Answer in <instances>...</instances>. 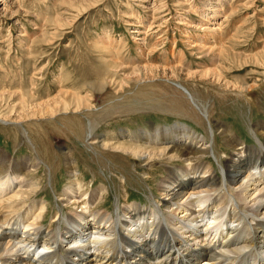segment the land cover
I'll list each match as a JSON object with an SVG mask.
<instances>
[{
	"label": "rangeland",
	"instance_id": "rangeland-1",
	"mask_svg": "<svg viewBox=\"0 0 264 264\" xmlns=\"http://www.w3.org/2000/svg\"><path fill=\"white\" fill-rule=\"evenodd\" d=\"M6 1L7 7L0 0V155L31 165L35 156L42 159L25 175L39 185L38 199L48 201L45 228L55 225L59 204L69 213L58 199L75 174L83 191L105 187L96 209L115 217L127 205L150 208L160 200L166 165L186 161L148 162L114 147L140 145L133 135L141 130L188 124L209 138L211 123L215 156L202 161L221 178L219 162L229 150L226 127L219 126L258 144L252 129L264 122V0H222L220 16L211 21L205 19L209 0ZM210 30L216 38H206ZM144 64L158 68L148 74ZM136 65L146 74L134 71ZM206 66H215L228 86L187 76V68ZM179 84L206 105L207 116ZM65 93L88 94L93 106L52 118L21 113L20 96L31 107ZM160 232V242L171 244L173 236ZM110 237L113 242L117 232Z\"/></svg>",
	"mask_w": 264,
	"mask_h": 264
},
{
	"label": "bare ground",
	"instance_id": "bare-ground-1",
	"mask_svg": "<svg viewBox=\"0 0 264 264\" xmlns=\"http://www.w3.org/2000/svg\"><path fill=\"white\" fill-rule=\"evenodd\" d=\"M204 5L210 11L207 16L204 14L207 21L220 16L222 0H209ZM210 31L212 34L206 38H216ZM142 66L148 74L158 68ZM132 69L146 74L139 72L138 65ZM172 72L175 73L173 68ZM187 76L212 79L227 86L230 83L215 66L187 68ZM179 88L201 113L208 115L197 95L182 84ZM20 100L22 115L30 112L32 117L52 118L70 108L79 111L93 106L90 95L81 97L76 93L59 94L31 107L22 96ZM256 126L252 132L257 135V145H248L231 127L219 126L227 129H222V135L229 150L224 151L226 162H219L222 178L210 162L202 161L208 154L214 155L215 130L211 123V138L188 124L136 132L134 140L142 142L140 145L114 147L148 162L163 158L186 161L184 165H166L168 176L160 184V200L150 208L127 205L115 217L110 211L96 209L105 187L83 191L75 174L73 183L58 199L71 207L69 213L65 215L59 204L52 217L55 225L46 228L42 222L48 201L38 199L39 185L29 182L25 175L36 171L42 159L35 156L31 165L22 163L24 157L7 159L1 154L0 264H264V138H260L264 136V122ZM217 188L225 193L219 196ZM163 209L175 212L165 214ZM162 229L165 235L173 236L171 244L160 242ZM113 232H117V237L112 242Z\"/></svg>",
	"mask_w": 264,
	"mask_h": 264
}]
</instances>
